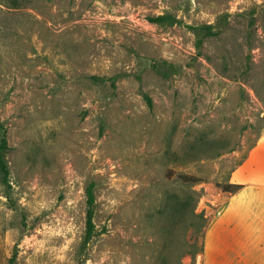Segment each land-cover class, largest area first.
Here are the masks:
<instances>
[{
	"label": "rangeland",
	"instance_id": "1",
	"mask_svg": "<svg viewBox=\"0 0 264 264\" xmlns=\"http://www.w3.org/2000/svg\"><path fill=\"white\" fill-rule=\"evenodd\" d=\"M263 135L264 0H0V264H201Z\"/></svg>",
	"mask_w": 264,
	"mask_h": 264
},
{
	"label": "crops",
	"instance_id": "2",
	"mask_svg": "<svg viewBox=\"0 0 264 264\" xmlns=\"http://www.w3.org/2000/svg\"><path fill=\"white\" fill-rule=\"evenodd\" d=\"M205 230L201 264H264V135L231 174Z\"/></svg>",
	"mask_w": 264,
	"mask_h": 264
},
{
	"label": "trees",
	"instance_id": "3",
	"mask_svg": "<svg viewBox=\"0 0 264 264\" xmlns=\"http://www.w3.org/2000/svg\"><path fill=\"white\" fill-rule=\"evenodd\" d=\"M154 21H167V20H172V17L169 15H160L155 18H152ZM206 34L207 35H215L217 32L213 31V26L212 25H207L205 27ZM8 148V141L5 136L2 137L1 144H0V173L3 176V181L6 183L8 186H10L9 183V175H10V168L7 163V160L5 158V151ZM171 175V173H170ZM183 182L189 183V184H195L200 181H203V178L200 176L192 175V174H179L178 175ZM242 185L240 184H232V183H225L222 185V189L224 191H229V192H235L238 189H240ZM95 183L91 182L89 186L87 187V204H88V209H87V225H86V236H85V243L88 244L90 240L93 238L95 235ZM204 250V247H203ZM17 257V250L15 249L12 257L10 258V264H15Z\"/></svg>",
	"mask_w": 264,
	"mask_h": 264
}]
</instances>
